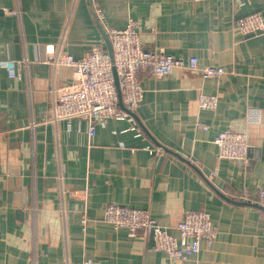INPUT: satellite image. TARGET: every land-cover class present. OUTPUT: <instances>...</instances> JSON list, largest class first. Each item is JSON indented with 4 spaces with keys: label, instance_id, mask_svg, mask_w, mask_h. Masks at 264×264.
Instances as JSON below:
<instances>
[{
    "label": "crops",
    "instance_id": "crops-1",
    "mask_svg": "<svg viewBox=\"0 0 264 264\" xmlns=\"http://www.w3.org/2000/svg\"><path fill=\"white\" fill-rule=\"evenodd\" d=\"M252 12L264 15V0H0V58L18 64L16 76L0 66V264H264V207L244 200L264 187V33L236 28ZM131 18L149 49L227 72H147L135 130L112 117L90 136L82 118L49 120L52 99L78 86L55 56L109 50L108 29ZM201 91L217 108L199 106ZM227 127L248 132L247 161L219 156ZM108 202L149 209L176 234L187 210L206 209L218 235L171 258L107 221Z\"/></svg>",
    "mask_w": 264,
    "mask_h": 264
},
{
    "label": "built area",
    "instance_id": "built-area-1",
    "mask_svg": "<svg viewBox=\"0 0 264 264\" xmlns=\"http://www.w3.org/2000/svg\"><path fill=\"white\" fill-rule=\"evenodd\" d=\"M100 18L102 10L96 6ZM238 32L246 38L264 33V15L252 12L241 16L236 21ZM108 37L113 52L95 46L82 57H75L70 53H58L55 64H67L73 68V77L77 81V88L62 92L52 99L48 109V119L59 122L63 119L79 117L87 121L88 132L94 136L99 123H107L112 117L126 118L132 123L136 121L135 112L145 97L142 85L143 75L147 72L155 76L170 74L175 68L198 70L204 77L219 78L227 72L222 65L201 66L198 56L174 55L171 53H157L144 44L136 19L131 18L125 28L108 29ZM0 66L5 67L11 76H16L18 64L16 60L1 59ZM115 71L119 77L121 99L126 111L119 108L120 95L116 85ZM199 106L202 109L217 108L219 96L201 91ZM197 125L208 128V124L198 121ZM132 128L135 130L137 126ZM215 142L219 145V156L233 159L248 160L250 143L248 132L227 127L220 130ZM217 174L216 171L213 172ZM64 195V194H63ZM257 200L264 207V187L257 192ZM105 219L115 227H126L130 234L141 233L154 238V247L165 251L171 258L187 259L190 254L201 251L205 241L212 246L218 229L212 221L211 214L206 209L187 210L183 218L175 226L178 234L171 227L165 226L154 217L149 209L137 208L117 202L105 205ZM88 217L83 215L82 221L87 224ZM83 264H100L87 258ZM107 264H123L110 262Z\"/></svg>",
    "mask_w": 264,
    "mask_h": 264
},
{
    "label": "water",
    "instance_id": "water-1",
    "mask_svg": "<svg viewBox=\"0 0 264 264\" xmlns=\"http://www.w3.org/2000/svg\"><path fill=\"white\" fill-rule=\"evenodd\" d=\"M107 38H108V41H109V52L112 53L113 50H112V45H111V42L109 40V37H108V34H107ZM115 76H116V85H117V89H118V92H119V95H120V101H119V104H122V99H121V89H120V83H119V77L117 75V72L115 71ZM176 153V152H175ZM179 155V154H178Z\"/></svg>",
    "mask_w": 264,
    "mask_h": 264
}]
</instances>
